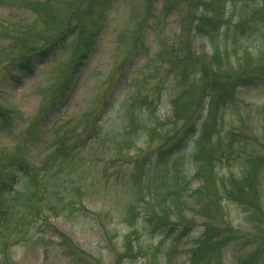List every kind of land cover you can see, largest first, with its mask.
<instances>
[{"label": "trees", "instance_id": "obj_1", "mask_svg": "<svg viewBox=\"0 0 264 264\" xmlns=\"http://www.w3.org/2000/svg\"><path fill=\"white\" fill-rule=\"evenodd\" d=\"M116 2L0 0L35 15L30 23L23 20L0 26V38L12 42L6 56L1 51L0 72L11 68L32 72L35 56H54L68 47L77 49L78 54L65 66L58 81L57 91L65 92L90 58ZM173 10L181 14L180 34L174 42L164 40L155 59L146 63L150 74L138 82L134 94L125 101L124 125L113 136V143L120 149L134 145L141 131H159L163 138L153 150L154 160L135 157L126 180L133 191L126 212L131 224L121 250L111 231H105L114 264H137L138 257H148L145 264H172L179 243L198 225L196 217L203 220V230L192 239L189 264H224L225 249L236 242L244 243L245 248L234 264H264V134L255 129L246 131L244 119L251 113L264 114V0H165L162 16ZM152 11L153 2L147 0L135 43L140 41L143 23L148 15L153 16ZM37 29L54 31L41 47H35L37 42L29 45L42 37ZM194 36L208 42L210 54L196 53ZM18 47L23 51L17 55ZM159 74L162 80L151 90L158 93L159 86L171 75L178 88L164 118L158 114L160 93L150 97L145 85ZM249 90L259 92L263 100L243 111L240 96ZM16 115L15 110L0 107V129L11 132ZM227 116L239 120L240 125L225 129ZM97 131L96 122H90L79 140L58 141L42 170L28 160L26 140H18L11 152H0V264H13L8 254L9 240L4 238L27 235L37 219L47 222L49 212L56 215L65 211L72 199L69 187L74 184L67 180L70 172L65 171V165L80 155L89 139L101 138L102 133ZM27 134L25 139L33 141L31 125ZM83 139L80 147L77 143ZM225 202L240 209L248 228L233 224ZM139 203L145 211L142 216L136 208ZM81 210L98 217L85 206L81 205ZM188 212L193 216L188 217ZM139 217L150 239L162 236L155 247H145L141 237L137 238ZM134 219L136 223L130 221ZM168 238L172 240L170 247L160 257ZM61 242L75 264H102L70 237L62 236Z\"/></svg>", "mask_w": 264, "mask_h": 264}, {"label": "rangeland", "instance_id": "obj_2", "mask_svg": "<svg viewBox=\"0 0 264 264\" xmlns=\"http://www.w3.org/2000/svg\"><path fill=\"white\" fill-rule=\"evenodd\" d=\"M146 1L117 0L90 58L65 92L57 91L58 81L65 66L78 54L77 49L68 47L54 56H35L32 72L15 68L0 72V107L17 112L11 132L0 129V152H11L18 140H26L24 145L28 160L35 168L42 170L48 155L61 139L68 138L72 142L79 140L84 127L90 122H96L97 132L102 133L101 138L87 141V147L70 163L71 166L65 165V171L70 172L67 180L74 182L69 187L72 199L65 206V211L56 215L49 212L47 222L37 219L27 235L13 240L4 238L9 240L8 254L13 264H75L74 257L66 253L61 242L62 236L70 237L78 248L91 254L102 264H114L112 248L105 235L107 229L114 236L117 248L122 249L123 237L129 232L131 224L126 219V212L133 192L126 185V180L134 168L135 157L147 162L154 160L156 154L153 150L163 138L159 131H141L134 145H126L120 149L118 144L113 143V136L124 125L125 101L134 94L138 82L150 74L145 69L146 63L155 59L164 40L176 41L181 31L180 11L173 10L163 17L165 0H152L153 16L148 15L139 36L140 41L135 43L137 29L144 19ZM34 18L35 15L30 12H22L14 6L0 3V26L7 27L23 20L30 23ZM37 33L42 37L29 45L37 42L38 46L35 47H41L42 41L49 40L54 31L37 29ZM259 40H262L261 37ZM192 43L197 54H210L206 40L194 36ZM11 44L10 40L0 38V54L2 51L3 56H6ZM22 51L23 47H18L16 54H21ZM160 80L161 74L145 85L150 97H157L160 93L158 114L164 118L170 111V102L178 88L171 75L156 93L151 89ZM240 99L244 100L241 103L243 111L251 110L263 100L259 92L252 90L245 94L242 92ZM206 112L207 107L203 116ZM244 119L246 131L255 129L260 135L264 134V114L251 113ZM240 123L236 118L227 116L224 127L230 129ZM30 125L35 134L33 141L25 139ZM84 143L83 139L77 144L81 147ZM40 174H44V171ZM81 205L90 212L97 213L98 217L83 214ZM224 205L227 217L236 227L248 228L243 221V214L235 204L225 202ZM136 208L139 215L145 213L143 204H137ZM186 214L188 217L193 216L189 212ZM196 218L198 225L188 238L181 240L172 264H189L192 239L198 237L203 230V220ZM130 221L136 223V219ZM137 226V238L141 237L145 247H155L162 236L150 239L141 217ZM171 242L170 238L165 240L160 257H164ZM243 244L236 242L225 249L224 264L235 263L236 256L244 252ZM147 258L138 257L137 264H145ZM123 264H128V261Z\"/></svg>", "mask_w": 264, "mask_h": 264}]
</instances>
